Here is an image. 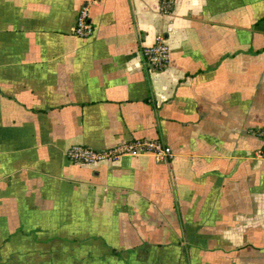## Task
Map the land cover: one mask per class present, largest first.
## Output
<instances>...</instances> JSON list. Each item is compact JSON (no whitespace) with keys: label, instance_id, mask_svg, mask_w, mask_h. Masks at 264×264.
I'll list each match as a JSON object with an SVG mask.
<instances>
[{"label":"crops","instance_id":"1","mask_svg":"<svg viewBox=\"0 0 264 264\" xmlns=\"http://www.w3.org/2000/svg\"><path fill=\"white\" fill-rule=\"evenodd\" d=\"M175 1L0 0V264H264V0Z\"/></svg>","mask_w":264,"mask_h":264},{"label":"built area","instance_id":"2","mask_svg":"<svg viewBox=\"0 0 264 264\" xmlns=\"http://www.w3.org/2000/svg\"><path fill=\"white\" fill-rule=\"evenodd\" d=\"M175 3V0H161V10L164 13H170L173 11ZM93 32L94 26L90 19V6L84 4L78 12L74 33L80 37H89ZM170 53V46L163 33H158L155 36L154 43L143 48V55L147 63L159 70L168 64ZM257 135L261 138L264 147V127L258 129ZM140 154H151L162 161H170L174 156V152L170 146L160 140L151 138L130 139L101 150H96L83 144H74L66 151V155L70 160L83 164L115 160L123 155Z\"/></svg>","mask_w":264,"mask_h":264}]
</instances>
